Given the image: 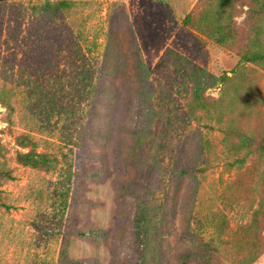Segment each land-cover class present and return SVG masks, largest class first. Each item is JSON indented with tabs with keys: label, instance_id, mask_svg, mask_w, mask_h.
I'll return each instance as SVG.
<instances>
[{
	"label": "rangeland",
	"instance_id": "rangeland-1",
	"mask_svg": "<svg viewBox=\"0 0 264 264\" xmlns=\"http://www.w3.org/2000/svg\"><path fill=\"white\" fill-rule=\"evenodd\" d=\"M46 1L0 0V171L11 175L0 180V264H137L142 205L159 221L164 213L147 264H264V161L255 153L231 166L226 145L231 130L264 136V71L243 116L241 98L234 113L219 108L222 124L191 110L196 81L219 100L220 78L234 76L239 51L264 29L253 0H67L73 41L60 26L40 28ZM206 14L231 21V46L202 32ZM98 69L113 74L97 80ZM143 102L152 123L134 153ZM22 132L59 159L55 171L17 161ZM183 164L203 172L180 174ZM87 229L103 234H77Z\"/></svg>",
	"mask_w": 264,
	"mask_h": 264
},
{
	"label": "trees",
	"instance_id": "trees-1",
	"mask_svg": "<svg viewBox=\"0 0 264 264\" xmlns=\"http://www.w3.org/2000/svg\"><path fill=\"white\" fill-rule=\"evenodd\" d=\"M72 8V3L67 0L56 2L50 0L46 1L40 8H38V12L35 14L39 21L38 25L41 28L43 26L49 27L50 24H52L54 25L53 29L60 26L61 31L65 32V36L62 39L64 41H73L72 33L67 31V25L69 24L66 23V21L70 18ZM210 17L211 16L209 14L202 15L200 17L202 25H205L206 23L211 25L209 26L206 24L209 27V31L207 32L203 30L204 28H202V32H206L210 39L216 44L224 47L231 46L233 41L232 33L234 31V26L231 21L229 20L226 23H221L220 19L210 20ZM250 17L259 23L264 21V0H253V5L250 8ZM189 21H191L190 16L186 18L185 23L187 24ZM41 35H39L36 39L39 47L42 46ZM55 39L57 40V38ZM61 43L63 42L60 40L58 45L61 46ZM239 56L241 61L239 67L232 71L234 76L229 77L226 72L220 78V81L224 84V89L222 97L219 100L213 101L207 98L205 96L207 87L203 85V79L196 81L191 105L193 115L195 113L214 112L217 115L219 122L222 124L223 117L219 111L221 106L226 105L225 111L234 113L235 104L237 100L241 98L246 104L244 110L239 112V114L243 116L247 109H251L257 104L258 100L262 96L260 91L259 74L260 71H264V29L261 26L258 25L253 37L250 39V42L239 51ZM106 58L107 56L104 54L99 59L101 61L104 60L105 62ZM112 74L113 73L105 69H98L95 72L97 80ZM151 123L152 118L149 115V108L146 103L143 102L137 113L135 127L131 131L132 148L134 153H136L135 151L142 146L148 137V131ZM235 138L239 141L235 142ZM226 140V145L229 147L228 150L233 158V162L230 164L231 166L242 168L249 158L255 153H258L264 161V136L259 140H256L246 134L240 133L236 130H231L227 133ZM16 143L20 149L28 150L27 152L18 150L16 153L17 161L21 165L32 169L44 170L46 172L55 171L58 168L59 159L54 154L37 152L35 150L36 146H38V141L30 132H22L17 137ZM179 171L180 174H198L203 172L197 168L195 169L194 167H190L188 164L181 165ZM1 178H11V175L7 171H0V180ZM1 195L2 191H0V203L2 201ZM1 204L6 206L5 203ZM151 211L152 210L149 207L142 205L138 212L136 228V243L138 251L137 264H147V253L150 249L152 228L155 227L158 229L159 224L162 225L163 223L164 213L162 212L160 214L162 215V218L159 216V221L158 218L154 219ZM77 234L80 237L89 238L93 236H101L103 233L99 229H87L80 230ZM200 258L202 259V264H211V259L209 257ZM73 263L91 264L90 261L85 260H77L73 261Z\"/></svg>",
	"mask_w": 264,
	"mask_h": 264
}]
</instances>
